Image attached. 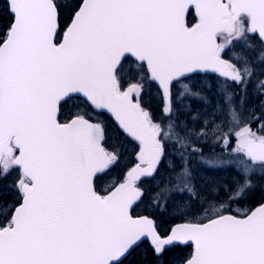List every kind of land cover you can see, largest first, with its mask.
Here are the masks:
<instances>
[{
	"label": "snow or ice",
	"instance_id": "6c2138e0",
	"mask_svg": "<svg viewBox=\"0 0 264 264\" xmlns=\"http://www.w3.org/2000/svg\"><path fill=\"white\" fill-rule=\"evenodd\" d=\"M4 2L0 264H133L145 242L155 264H264V0Z\"/></svg>",
	"mask_w": 264,
	"mask_h": 264
},
{
	"label": "trees",
	"instance_id": "16d2710c",
	"mask_svg": "<svg viewBox=\"0 0 264 264\" xmlns=\"http://www.w3.org/2000/svg\"><path fill=\"white\" fill-rule=\"evenodd\" d=\"M0 14H3L5 19H8L7 17V11H6V5L4 0H0ZM192 18L189 17V20H191ZM175 91V90H174ZM146 100H150L153 109H156V107L159 105L160 100L158 97V91L156 89V87L152 84V85H148L146 87ZM209 93L210 98L213 100L215 99V97H213V95ZM186 100H191L193 105H197L200 107L199 111L203 112L204 109V105L197 100L194 99H190V98H186ZM210 107V106H209ZM68 115V109H65L64 112V116ZM183 116V115H182ZM157 117H159V113H157ZM110 121V119H109ZM110 134L113 136V140H110L109 143H113L114 142V133ZM123 139V137H121ZM128 145H132L131 143H129ZM133 150V149H132ZM207 147H206V152H207ZM217 151H219V149H217ZM169 152H171V149H169ZM132 155V154H131ZM135 160V155H132V158L130 160H123L121 159L120 164L118 166H120L122 164L121 170L119 174H122V172L127 170V167H130L132 162H134ZM123 164H125L123 166ZM194 166H200L198 164H196L195 161H193ZM117 166V167H118ZM201 168V167H200ZM14 175V174H13ZM169 175V171L165 166H161L160 168V173L157 176V181L161 180V179H166V177ZM13 179V176H9L6 180H0V201H8V202H12L15 199V195L13 193V191L10 188H7L6 185L10 184L11 181ZM255 182L258 185V188L260 185H264V180H262L258 175L254 177ZM103 185V183L99 186V190L100 187ZM144 187L146 189V196H145V204L141 205L140 208L137 209L138 213L141 214H147V206H148V201L151 198L153 192H155L156 189V182H151V183H145ZM260 202V197L259 195L255 196V198L249 200V207H256L258 206V203ZM242 204V203H241ZM235 205V204H234ZM153 215L155 216V218L157 219V223H158V227L161 229V231H167L169 226L172 225L173 223H176L175 220H172V218L166 214L161 215L159 212H155L153 213ZM191 251L190 248L185 247L183 248V253L186 255ZM173 253H166L165 254V260H169L171 259ZM141 262V264H155V258L152 256L151 254V250L148 248L147 243L145 242L143 245H141V247L139 249H137L135 255H134V260H133V264H136V262Z\"/></svg>",
	"mask_w": 264,
	"mask_h": 264
},
{
	"label": "rangeland",
	"instance_id": "374dc122",
	"mask_svg": "<svg viewBox=\"0 0 264 264\" xmlns=\"http://www.w3.org/2000/svg\"><path fill=\"white\" fill-rule=\"evenodd\" d=\"M179 88V85H177V89ZM175 90V89H174ZM176 91V90H175ZM212 96V95H211ZM214 97V96H213ZM213 102H215V99H213ZM184 104H190V103H184ZM133 146L132 145H128L124 151V155L122 157L123 160H130L132 158V155L134 154L133 152ZM132 154V155H131ZM125 164H123L124 166ZM122 164L120 166L117 167L116 172L113 173V176L119 175L120 170H121ZM197 170L201 173V174H205V173H209V174H215L220 176L222 179L226 180V181H231L232 176H233V172L231 171V169L228 170H221L217 173H211V170L208 169H204L202 167V169H200L199 167H197ZM110 181H108L109 183ZM108 186V184L106 185V187ZM249 201L243 202L242 204H239V206H241L240 208H236L234 207V210L237 211L238 213H246L248 212L249 209ZM180 221V219H178Z\"/></svg>",
	"mask_w": 264,
	"mask_h": 264
},
{
	"label": "water",
	"instance_id": "95a60500",
	"mask_svg": "<svg viewBox=\"0 0 264 264\" xmlns=\"http://www.w3.org/2000/svg\"><path fill=\"white\" fill-rule=\"evenodd\" d=\"M156 86V85H155ZM157 87V86H156ZM157 89H158V87H157ZM159 91V90H158ZM107 115V114H106Z\"/></svg>",
	"mask_w": 264,
	"mask_h": 264
},
{
	"label": "flooded vegetation",
	"instance_id": "af4514ba",
	"mask_svg": "<svg viewBox=\"0 0 264 264\" xmlns=\"http://www.w3.org/2000/svg\"><path fill=\"white\" fill-rule=\"evenodd\" d=\"M192 108V107H191Z\"/></svg>",
	"mask_w": 264,
	"mask_h": 264
}]
</instances>
